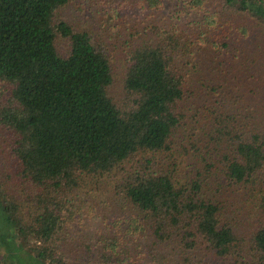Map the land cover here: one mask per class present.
<instances>
[{"label":"trees","instance_id":"1","mask_svg":"<svg viewBox=\"0 0 264 264\" xmlns=\"http://www.w3.org/2000/svg\"><path fill=\"white\" fill-rule=\"evenodd\" d=\"M69 1L0 0V78L11 83L0 126L15 177L33 190L26 202L36 203L22 205L0 177V264H72L57 242L69 228L57 193L118 169L128 174L122 195L135 213L136 249L191 264L234 256L239 225L222 198L250 192L258 222L253 255L239 254L240 264H264V91L254 80L264 79V0H143L150 14L127 43L125 84L136 95L128 110L109 94L105 44L55 24ZM58 35L69 39L64 55ZM129 217L122 228L132 227ZM111 221L92 243L107 264L120 260V243L132 249L106 234Z\"/></svg>","mask_w":264,"mask_h":264},{"label":"rangeland","instance_id":"2","mask_svg":"<svg viewBox=\"0 0 264 264\" xmlns=\"http://www.w3.org/2000/svg\"><path fill=\"white\" fill-rule=\"evenodd\" d=\"M148 11V8L143 7V0H70L55 14V24L65 21L75 31H89L95 36L97 42L105 44L115 78L109 88V94L121 109H131L136 99V95L128 90L125 84L129 35L131 30L135 29L139 24V18L144 17L147 13L150 14ZM56 45L59 52L63 55L68 53L70 47L68 38L58 35ZM260 70L257 72H260ZM254 80L256 86L264 91L263 76L261 79L254 78ZM190 82L191 77H189ZM10 88L11 83L0 78V105L7 102ZM187 98H191V96L188 95ZM9 140L11 141L0 126V177L5 185L8 182V190L18 195L21 198L22 205L28 207L36 204L32 201L26 202L28 195L33 193V190L29 188V184L19 182V178L15 177V160L11 153ZM136 158L137 160L139 158L142 159V154H139ZM193 160L190 156L181 158L178 175L186 178L193 170L187 165ZM122 172V169H118L111 176H86L77 188L68 189L67 191L62 190L57 193L60 201L66 202L63 208H65L66 213V224L69 227L68 230L64 229L62 235L57 238V242L65 246L68 260L72 264H107L105 262L107 257H100V249L97 250V247L93 248L92 243L98 238V235L95 236L97 231L106 232L108 226L106 224H108L109 220H112L109 223L110 229L106 234H109L108 236L111 238H115L118 241L117 243H119L120 237L124 236L125 244L127 242L132 246V249L126 248L125 245L120 243L118 245L122 248H120L122 250L119 254L120 260L117 261V258L112 257V264H191L184 258H182V262H180V258L178 261L173 259V257L168 260L167 256L163 260H157L159 256L156 253L155 256L152 255V249L150 247L146 249L144 244L142 245L144 252L140 248L136 249L135 243L130 239L137 232L134 229L136 225L133 223V218L135 217L133 215L135 213L132 208H129L130 205L126 203L122 195V183L128 174L123 176ZM217 180L218 177L208 180V184L203 189L205 195L211 193V188L216 189ZM250 194L252 193H240L238 196L233 194L231 197L225 194L222 198L228 201L227 204L234 211L236 222L239 225L240 243L234 256H228L223 260H215L216 264H240L241 255L239 254L248 257L253 255L250 237L253 232L252 226L258 220L256 219L257 215L253 206L256 199L251 197ZM34 207L36 208V205ZM126 215L128 217L133 216L129 217L132 227H130L129 223H126L124 228H122L121 224L125 220ZM127 227H130V229H126ZM106 240H108L107 237H105L104 243L106 242L108 248L105 251L109 252L111 245ZM202 249L203 254H206L207 249L205 247ZM153 251L155 252V250ZM162 253L164 254L165 252L162 251ZM129 255L132 258L142 257V260H137L135 263L131 259L130 263H125L123 258ZM197 261L198 259L194 262Z\"/></svg>","mask_w":264,"mask_h":264}]
</instances>
